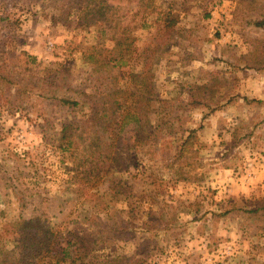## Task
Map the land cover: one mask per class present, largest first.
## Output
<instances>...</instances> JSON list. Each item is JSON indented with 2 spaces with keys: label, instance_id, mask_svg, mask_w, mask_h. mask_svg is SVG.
<instances>
[{
  "label": "rangeland",
  "instance_id": "obj_1",
  "mask_svg": "<svg viewBox=\"0 0 264 264\" xmlns=\"http://www.w3.org/2000/svg\"><path fill=\"white\" fill-rule=\"evenodd\" d=\"M243 1L156 0L177 23L152 68L155 136L144 146L123 148L126 166L96 188L83 185L56 138L62 122L72 117L58 100L94 92L84 55L100 36L82 28L75 16L66 23L56 0L4 1L0 55L24 51L37 57L36 89L44 87L49 98L39 100L37 90L30 104L19 108L0 96L2 235L4 224L42 212L60 229H104L91 222L95 214L109 227L125 228L116 247L62 264H109L117 256L124 264H264V212H251L264 203V27L256 25L264 18V0L253 6ZM135 10L130 6L127 21L136 47L154 49L161 15L133 21ZM103 48L109 51L112 41L105 38ZM246 58L256 66L249 68ZM144 65L127 64L140 72ZM59 68L70 72L60 77ZM211 73L222 82L215 101L210 107L188 104L190 86ZM171 111L170 123L158 124L162 113ZM189 130H196L198 139L173 165L166 151L175 155ZM94 192L111 201L107 210L100 209ZM13 246L12 236H0L2 249Z\"/></svg>",
  "mask_w": 264,
  "mask_h": 264
},
{
  "label": "trees",
  "instance_id": "obj_2",
  "mask_svg": "<svg viewBox=\"0 0 264 264\" xmlns=\"http://www.w3.org/2000/svg\"><path fill=\"white\" fill-rule=\"evenodd\" d=\"M4 1L8 0L0 1L1 8L5 5ZM56 1L67 18L66 23L69 22L70 16H75L82 28H94L100 36V41L84 55V61L90 65L94 92H80L81 98L78 100H58L63 109L71 110L72 117L62 122L56 138L61 152H65L73 160L83 185L88 184L90 188H96L112 171L123 170L126 166L123 148L144 146L155 136V127L150 119L154 94L152 68L157 52L170 39L177 20L171 11H161L155 3L156 0ZM246 1L253 6L256 0L243 2ZM53 4L56 5L54 1ZM132 5L136 6V10L132 11L133 21L140 15L142 19L155 12L161 15V20L157 19L161 24L154 49L152 46L141 50L136 47L137 39L131 35L130 22L127 21ZM1 20L3 17L0 15ZM256 25L264 27V18L256 22ZM105 38L112 41L109 51L103 48ZM140 61L145 62L142 72L127 66L129 62ZM250 61L251 59L246 58L249 68L255 67ZM39 68L37 57L27 52L4 53L3 57L0 55V96L7 95L6 103L19 108L30 104L31 96L37 92L36 88L41 82L38 77ZM69 72L61 68L56 70L60 77ZM51 78L54 80L57 77L53 75ZM221 85L218 74H209L207 81L190 86L188 104L210 107ZM12 87L16 88L14 93ZM39 90L36 93L37 98L47 100L49 97L45 95L44 87ZM85 109L87 111H84ZM182 109L183 107L179 110ZM79 112L83 115L80 116ZM171 113L173 114L172 111L162 113L164 116L158 124H169ZM186 132L188 135L175 147V155H169L166 151L173 165L182 154L183 148H192L198 139L196 130ZM91 195L99 197L96 200L100 209L109 208L111 201H101L100 193L94 192ZM251 212L256 215L264 212V203ZM90 220L102 224L104 229L102 227L94 232L81 233L69 228L60 229L52 222L47 212L6 223L3 225V235L0 232V236H12L14 246L11 250L0 247V264H62L68 258L77 262L91 256L95 258L97 252L105 246L115 248V241L124 233L125 228H117L116 224L109 227L95 214L91 215ZM97 223L95 226H99ZM107 229L112 234L100 236ZM124 260V257L117 256L107 262L124 264Z\"/></svg>",
  "mask_w": 264,
  "mask_h": 264
}]
</instances>
